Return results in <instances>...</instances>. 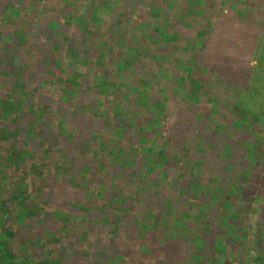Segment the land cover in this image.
<instances>
[{"label": "trees", "instance_id": "1", "mask_svg": "<svg viewBox=\"0 0 264 264\" xmlns=\"http://www.w3.org/2000/svg\"><path fill=\"white\" fill-rule=\"evenodd\" d=\"M121 1L0 0V64L4 67L0 70V264H32L21 248L26 244L43 252L44 262L39 264H66L58 250L71 237L76 238L79 248L91 251L90 258L71 264H212L210 253L201 254L204 235L189 230L185 238L181 222L187 215L199 221L209 212L207 205L201 204L206 197L212 198L215 190L204 186L202 179L209 184L220 183L208 158L210 140L191 134L209 131L216 123L212 128L217 135L222 129L220 114L231 117L232 126L236 118L245 123L256 103L261 106L259 113L251 115L256 130L250 128L240 139L233 134L242 145L240 151L249 170L241 167L243 174L235 176L238 184L233 178L235 184H223L217 191L221 196L229 195V199L240 197L242 202L238 204H245L241 208L245 214L253 210V198L264 203V60L256 59V55L264 58V28L253 25L264 19V15H258L259 11L264 14V1L253 0L254 7L250 0L229 1L235 7L230 8L235 13L231 17L223 6L225 0L209 6L203 0L201 5L209 17L205 22L198 0H186L182 6L186 17L181 19L191 29L163 21L168 11L158 7L156 1L137 0L143 9L147 2V14L134 8L129 12L127 6L121 10ZM44 4L54 6L57 14L50 18L48 46L59 45L60 51L63 46L69 49L64 55L50 50L66 70L64 75L43 74L45 63H41L43 67L38 64V68L29 65L33 61L30 54L18 58L12 43L4 42L3 35H7L36 49L42 38ZM224 13L229 15L232 30L239 34L236 39L244 46V53L255 54L252 62L228 59V51H222L218 43L209 44L207 34H220L224 28L219 23L224 17L228 19ZM144 61H149L151 71L153 65L158 70L138 69ZM259 65L257 75L247 76L250 68ZM39 73L51 78L47 85L52 90L44 91V96L68 116L75 114L83 94L96 92L97 103L91 106L90 114L83 113L80 118L90 122L84 125L83 135L69 131L78 118L61 120L63 114L53 115L39 104L42 83L32 79ZM217 93L221 95L215 96ZM215 102L223 104L224 110ZM131 110L153 111L159 114L161 125L154 122L145 127L140 117L130 114ZM216 111L220 114L215 115ZM108 120L116 129L112 140L104 135L100 138L94 126V121ZM245 125L249 128L250 124ZM51 133L57 137L52 141L47 138ZM135 133L139 136L128 141ZM33 135L41 136L37 145L29 141ZM64 143L73 146L70 157ZM84 144L88 145L87 151L82 148ZM107 145L119 152L109 154L105 151ZM224 147L228 157V153L236 154L239 149L230 141ZM211 156L221 159L217 153V158L213 153ZM227 156L225 166L238 165L237 158L228 161ZM138 173L140 176H136ZM47 178L67 195L64 209L53 198L47 200L51 189L34 188L31 183ZM185 180L194 190L192 196L185 190L177 193ZM167 188L174 197L164 191ZM237 190L239 196H235ZM205 191L209 193L204 196ZM197 193H203V197ZM158 202L165 206L163 212ZM170 210L177 218L176 233L168 232L171 228L166 218ZM13 216L24 224L43 223L48 234L39 233L38 238L21 241L18 227H7ZM86 220L94 232L77 231L74 224ZM226 244L218 241L215 245L221 264H239L240 254ZM253 257L254 264H264L261 253Z\"/></svg>", "mask_w": 264, "mask_h": 264}, {"label": "rangeland", "instance_id": "2", "mask_svg": "<svg viewBox=\"0 0 264 264\" xmlns=\"http://www.w3.org/2000/svg\"><path fill=\"white\" fill-rule=\"evenodd\" d=\"M18 1V0H17ZM156 1V4L158 7L166 9L168 11V18H162L163 21L166 22H172L174 21L175 24L177 25H182L184 26L185 29H191L193 28L192 26H188L185 22L181 19V18H185L186 15L183 14V7L184 6V2H186V0H151ZM229 1L231 2H237L238 0H225V2L223 3V6L225 7V11L231 16L233 17L235 15V13H232L230 8L234 7V3H228ZM251 2L253 0H250ZM256 1V0H255ZM264 1V0H261ZM121 6L120 9L122 10L124 8V6H127V9L129 10V12H132L131 9H136L139 10L140 12L145 8H148V4L146 2V4L144 5V9L141 6V4L139 2H137V0H123L121 1ZM150 3V0L148 1ZM198 6L199 8L203 11V14H205V18L204 21L206 22V20L209 18L208 16H206V14H208V10L201 5V3L203 2V0H198ZM254 2V1H253ZM155 3V2H154ZM207 5L209 6V4L213 3H219V0H207ZM237 5L239 3H236ZM133 5V6H132ZM43 6V11L45 12L44 18H43V23H42V38L38 39V43H37V47L36 49H31L32 48V44L26 43L24 45V42H19L16 38L11 37V39H8L9 37H6L7 35H3L4 42H7V40L9 42H11L16 50V55L18 56V58H25L27 57L28 54L31 55V58L33 59V61H30L29 65H34L38 68V64L41 65V63H45V69H44V73L47 74H52L53 72H61L63 75L66 73V70H64L63 68H61V63L57 62L56 59H54V57H52L50 55V50L53 52V50H55V53H57V55L59 54H67V49L65 46H63L62 51H60V46L58 45V47L53 48V45H50L51 47L48 46V37L50 36L51 32V27L49 25L50 22V18L57 16L56 14V10L55 7H49L46 6L45 4L42 5ZM255 6V2L253 4V7ZM50 8V9H49ZM235 8V7H234ZM233 8V9H234ZM232 9V10H233ZM162 10V9H161ZM228 10H230V12H228ZM124 11V9H123ZM147 11V10H145ZM145 11L143 12L144 14ZM258 12V11H257ZM263 11H259L258 15L261 18V15H264L262 13ZM123 12H121L122 14ZM211 14V13H209ZM225 16L228 18L226 19L224 17L223 20L220 19L219 23L222 24L224 26V28H221L220 30V34H216L213 31L210 32L209 34H207V39L208 42H210L209 44H214L216 45L217 43L219 44V46L222 47V51H228L229 54H227L228 59H233V58H238L241 59L242 61H250L252 62V59L254 58L253 55L255 56V54H251L250 52L248 53H244V46L240 45L238 40L236 39V37H240L239 34H236L233 30H232V26L231 23L229 21V15L224 13ZM256 18V17H255ZM262 22H259L257 25L256 23H254V27H258L259 28L262 27L264 28V19L261 18ZM174 24V23H173ZM165 26H169L168 24H164ZM240 25H244L241 24ZM172 31H174V28L172 29ZM249 30H247L246 32H248ZM11 35V34H10ZM9 35V36H10ZM219 35V36H218ZM244 33H241V36H243ZM218 36V37H217ZM213 38H215L213 40ZM217 40L219 41H216ZM33 43V42H32ZM217 46V45H216ZM77 47V46H74ZM73 50V48H72ZM40 54V55H37ZM42 54V55H41ZM74 56V55H73ZM12 56H6L5 59H10ZM145 56H142V58H144ZM255 59V58H254ZM256 59L258 62L263 61L264 58L262 56V59H260V57L258 55H256ZM43 60V61H40ZM14 61V57L11 59V62ZM22 61V60H21ZM152 65V64H151ZM42 66V65H41ZM43 67V66H42ZM4 67H1L0 64V70H2ZM35 67H33L34 69ZM150 63L149 61H144L141 62L138 66V69H144V71H151L150 69ZM158 69H156V67L153 65L152 71L156 72ZM261 70L260 65L257 66L256 68H250L249 73H247L248 75H257V72H259ZM151 71V72H152ZM161 71V70H160ZM233 72V71H231ZM261 73V72H260ZM264 73V71H263ZM235 75V74H234ZM39 79L42 83V87H41V94L39 95V101L42 105V107L47 108V110L49 112H51L53 115H57L60 116L62 115V118H60L61 120H66L67 118H78L76 123L73 126V129L69 130L71 134H73L72 132L76 133L78 135H83L84 134V125H86L88 122L87 120H81V116L83 113H87L90 114V109L91 106H93L94 104L97 103V97H96V92H92L90 94H83L77 101V109L75 111L74 115L68 116V113H63L62 111L56 110L57 106L55 104V102H53L52 100H48L45 96H44V91L45 93L47 91H51L52 89L47 85L49 80L51 78L45 77V75H42V73H39V75H32V79ZM220 91V90H219ZM218 91V92H219ZM222 91H224V93L222 92L223 95H226V90L223 89ZM235 91V90H234ZM221 95V93H217L215 94V96L219 97ZM214 95H212L211 97H213ZM214 96V97H215ZM103 99V98H102ZM175 98L173 95L170 96V100L173 101ZM207 103L209 104V100L207 101ZM213 104V103H212ZM215 106L219 107L220 109L223 108L224 110V105L221 104L220 102H215ZM253 110H251V113H249L250 115V119L245 120L246 124H250L249 128L246 127L244 120L241 121V118H236L235 121L233 122V126L231 124V120L232 118L229 117L228 115H224V114H220L219 112L217 113V111H219L217 109L215 115H219L218 119L220 121L221 124V131H219V133L217 135H215L216 133V129H213L212 127H215L216 123H212V125L210 126L211 129L209 131L205 130L204 133H202L201 131H193L191 134V137L193 138H198L201 136V138H205L206 136L208 137V139L210 140V147L211 149H209L208 147H206L207 152L208 153V158L209 161L212 162L213 166H214V171L217 172L220 176L219 178V182L218 184H209L208 180H204L202 179V184L204 186L208 185L211 191H214V194H212V198H207L205 202H203L201 205H207L208 208V214L206 216H201L200 220L197 221L194 220L193 217H190L187 215V218H181V222H183L184 228L186 229V232L184 234V237H189L186 233L189 230H194L196 233L200 234V235H204V239L202 242V247H201V254L205 255L210 253L211 254V262L212 264H221V255L219 254L218 251V246L215 248V245L218 241H222V243L227 246L226 243H229L228 246L230 247H234L233 249H236L237 252L236 254H240V260L239 264H254V257L257 253H261L264 257V203L263 202H256L257 200L255 198H253L251 200V202L254 204L253 206V210L249 211L248 214L244 213V210H242L241 208H243L245 206V204L239 205V202H242L240 197L237 198H233V199H229V195H219V192L217 191V189L223 187V184H235L233 182V178L235 179L236 175H240L243 174L240 170L241 167L246 168V171L249 170V168L246 166L247 162H244V157H243V150L240 151L241 148V143L237 142V138L234 139L233 134H237L238 135V139H240L241 136L246 137L247 136V132L249 131L250 128L256 130L257 125H254V120L251 119V115L252 113H259L261 106L260 104L258 105V103H256L253 106ZM213 109V107H212ZM222 110V111H223ZM223 113V112H221ZM130 114H134L138 117H140V120H143V122L145 123V127H148L150 125H152L154 122H159V126L161 125V118L159 116V114H156L155 112H143L141 110V112H136V110H131ZM66 115V117H65ZM246 118V117H245ZM109 119V118H107ZM74 120V119H73ZM106 120V119H105ZM150 120V121H148ZM93 122V121H92ZM91 122V123H92ZM202 122L204 124H206V120H202ZM209 124V122H208ZM225 124V126H224ZM157 125V126H158ZM254 125V126H253ZM94 126L96 128V130H99V135L100 138L102 135L105 136V138L107 140H112L114 139V134L116 133V129L113 127V125H111L108 121H94ZM232 126V127H231ZM246 127V130H238L237 128H244ZM156 129V125L154 127V130ZM203 129V127L201 128ZM209 129V127H208ZM251 129V131H252ZM260 129V127H259ZM45 136V135H44ZM139 135H137L136 133L131 137V139H129L128 141H132L133 139L136 137H138ZM48 140L52 141L54 139H56L57 137L55 135H53L52 133L48 135ZM41 140V136H36L34 138V135L29 138V141L31 143V145H37L38 141ZM244 141V138L242 139ZM228 141H230L233 145H235L236 147H239V149H237L236 154H230L228 153L229 157L227 156V152L224 151L225 147L224 144H227ZM245 144H243L244 146ZM65 146V151L69 154V157L71 156L70 152L72 151L73 146L71 144H66L64 143ZM82 148L84 149V151H87L88 149V145L84 144L82 145ZM105 151L109 152V154L111 153H118L119 150H116L115 148H113L112 145H107L105 147ZM175 151V148H174ZM80 152V151H79ZM213 153V155L215 156V153L219 154L220 158H212L211 154ZM248 156H252V153H248ZM227 156V160L230 161V159L232 160L233 158H237L236 161L238 160V165H234V166H225L223 160L226 159ZM214 159V160H213ZM102 160H105L104 158H102ZM235 161V162H236ZM240 163V164H239ZM245 163V164H242ZM138 165V164H137ZM141 165V164H140ZM224 168H223V167ZM120 172H125L124 171H120ZM141 172V170H139V173ZM137 174L136 176H140V174ZM218 176V177H219ZM150 177L154 178V175H151ZM231 178V180H230ZM236 180V179H235ZM189 181L185 180L182 186H178L179 187V191H177V193H182V191H186L187 193H189L190 196L193 195L194 190H190L189 187ZM34 188H39V187H43V188H47V189H51V191L47 192L49 194V197L47 200H49L50 198H53L55 200V202L58 203V205H60V208L64 209V205H66V200L65 199V195L64 192H62L60 189H58L56 187V184L54 183V180L51 178H47V179H33V181L31 182ZM238 184V181L236 180V184ZM207 187V186H206ZM160 189V188H159ZM158 189V190H159ZM161 190V189H160ZM170 188L165 189L164 191L168 194L174 197V195L171 193ZM233 189H230L229 194H233L231 191ZM184 191V193H185ZM205 193H209L207 191L204 192V196ZM239 190H237V194L235 196H239ZM198 194V193H197ZM199 197H203V193L202 194H198ZM210 197V196H209ZM212 199H217V201H214ZM200 200V199H199ZM182 201H178L177 203L180 204ZM176 204V201H175ZM186 204L185 201H183V205ZM160 209L159 211L163 212V209L165 206L163 205L162 202H158V204ZM173 206V205H172ZM158 207V208H159ZM47 211L50 212V209L47 208ZM160 212V213H161ZM189 212V210H188ZM203 217V218H202ZM88 220L81 222V223H75V228L77 229V231H81L82 233H88V231L90 232H94L91 229V224L89 223V226L87 224ZM174 222V223H173ZM177 222V218H175V212L173 213L171 210L168 212L167 214V218H166V223L169 225L168 227L171 228V230H169L168 232L172 233H176L177 231V226L178 224H176ZM180 222V220H179ZM47 224V223H46ZM45 224V226H46ZM17 226V230L18 233H20V237H21V241H29L32 238H38L40 236V234H43L44 236H46L48 233V231L46 232V230L43 228V223L40 226H34V225H29V224H24L23 222H17L15 219V216H13L11 218V220L9 221L8 226ZM49 225V224H47ZM54 225V224H53ZM100 235H105V232H100ZM89 234V233H88ZM164 237L167 236V234L163 235ZM194 242H197L194 240ZM78 242L76 240L75 237H71L69 240V243L66 245H63L61 247H59L58 250V255L59 258L64 259L66 264H71L76 263L78 260H81L83 258H90L91 257V251H87L84 248H79L77 246ZM26 246V247H25ZM23 245L21 248L23 250V254H25L27 256V258L32 260V264H39L44 262V258L42 257V253L38 247H34L31 246L30 244H26ZM186 247V246H185ZM213 248V250H212ZM214 251V252H213ZM220 255V256H219ZM215 256V257H214ZM213 259H215V261H213ZM189 262L190 261L189 259ZM194 264V263H193ZM204 264V263H203Z\"/></svg>", "mask_w": 264, "mask_h": 264}]
</instances>
